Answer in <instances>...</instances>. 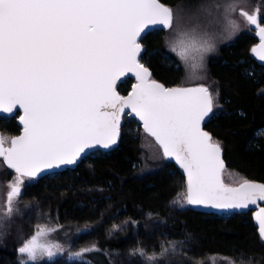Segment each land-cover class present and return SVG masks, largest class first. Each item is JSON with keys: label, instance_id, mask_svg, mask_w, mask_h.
<instances>
[{"label": "snow or ice", "instance_id": "snow-or-ice-1", "mask_svg": "<svg viewBox=\"0 0 264 264\" xmlns=\"http://www.w3.org/2000/svg\"><path fill=\"white\" fill-rule=\"evenodd\" d=\"M243 2L230 0L224 7L229 39L244 30L232 15ZM218 8L204 0L176 5L161 0H0V115H11L17 108L23 113L18 117L23 126L19 136L9 139L0 133V159L15 173L0 198V241L19 211L26 180L76 164L87 149L116 145L123 115L142 122L163 157L173 158L183 170L186 193L180 196L187 204L245 209L264 201V183L239 174H233L238 186L222 180L226 171L222 147L202 128L218 106L219 93L206 86L165 87L141 62L147 53L143 35L150 26H162L175 33L168 41L170 50L185 63L198 54L200 63H192V68H202L204 54L215 45L201 19L211 22ZM239 15L249 30L255 26L260 42L251 52L264 62L260 8L253 12L240 8ZM127 73L134 74L137 83L121 96L117 81ZM254 219L264 243V208ZM60 227L37 223L17 249L26 257L19 264L63 252L61 245L44 239ZM92 251L100 249L93 244L69 255L81 258ZM168 251L162 246L160 255ZM135 253L145 255L142 248ZM146 259L154 261L157 256ZM209 259L215 264V257ZM229 264L235 262L229 259Z\"/></svg>", "mask_w": 264, "mask_h": 264}, {"label": "trees", "instance_id": "trees-1", "mask_svg": "<svg viewBox=\"0 0 264 264\" xmlns=\"http://www.w3.org/2000/svg\"><path fill=\"white\" fill-rule=\"evenodd\" d=\"M161 1L176 5L187 0ZM166 31L143 35L147 53L141 59L154 78L179 84L182 69L166 64L163 57ZM256 40L254 32H242L209 59L208 75L219 90L221 107L204 127L222 146L226 168L264 181V137L255 136L264 127V66L250 53ZM131 83L130 77L120 81L118 90L125 93ZM134 125L140 126L124 115L117 147L85 156L75 167L26 186L22 200L28 208L6 227L0 264H19L18 246L37 223L87 225L71 248L93 243L100 249L88 252L87 259L58 256L43 264H199L210 254L229 256L238 264H264V243L251 211L221 215L178 207L174 198L185 189L183 174L165 158L155 170L143 172L136 165L144 149ZM0 131L6 136L18 133L15 115L0 118ZM162 246L169 251L161 256ZM138 248L145 255L134 254ZM154 253L157 259L148 261L146 256Z\"/></svg>", "mask_w": 264, "mask_h": 264}, {"label": "rangeland", "instance_id": "rangeland-1", "mask_svg": "<svg viewBox=\"0 0 264 264\" xmlns=\"http://www.w3.org/2000/svg\"><path fill=\"white\" fill-rule=\"evenodd\" d=\"M189 2H190V0H187L185 3L187 4ZM204 2L212 3L214 5H219V8L213 10L211 22H209V20L206 18L201 19V24L206 25L205 30L212 37V41L215 45V48L213 51L204 54L203 67L202 68L197 67L195 69L192 68V63H196L197 65L200 63L198 54H195V60L190 59L187 63H185L184 61L181 60V58L175 52L170 50V46H169L168 41L171 39H174V37H175V33L172 30H167L165 35H164V39H165L164 44L166 47V53L164 54L163 57H164V61L166 64L172 65L175 68H181L182 69L183 77L181 78V80L179 82L180 85H188V84H194V83L201 82V83H204L205 85H207L208 88L210 89V91L213 94H215L217 92L219 93V90L217 89L213 80L210 79V77L208 75V66H207L208 61L211 57H213L216 53L219 52V49L223 44L230 42L235 37L232 39L228 38V33L225 31V25H224V21H223L224 7L228 3H230V0H204ZM257 7L260 8L261 15L264 16V2H263V0H244V2L240 5V7L237 8V11L232 14L233 18L236 19L237 21H239L241 28L244 29L239 34H241L242 32H245V31H248V32H254L255 31L254 26L251 27V30H249V28H247L245 26L244 18L239 15L240 8H243L244 10L249 11V12H253V11H255V9ZM141 61L146 63L142 59H141ZM216 102H217L218 106L214 109V113L217 112L218 109H220V107H221V105L219 103V95L216 97ZM125 116L129 117L128 115H125ZM139 127H141V126H139ZM139 127H138V125H134L133 128L141 137L144 153H143L142 161L140 163H136V165H140L143 172L155 170L156 168H158L160 166L161 162H163V159H164L163 154H162L161 150L159 149V146L155 144L154 139L152 137L148 136L142 129L139 130ZM9 136L10 135H8L7 137H9ZM255 136L256 137H264V127L258 129L256 131ZM93 153H99V152L95 151ZM233 174H238V173L226 168V171L222 174L224 182L232 183V184L237 183V177ZM14 175H15L14 171L7 168V166L5 167V165L2 163V160H0V198H3L6 195V193L8 191L6 184L8 181H11L13 179ZM239 176L243 177L240 174H239ZM243 178H245V177H243ZM32 182H34V180H30V181L26 180V185L28 186ZM24 191H25V189L23 190L22 196L24 195ZM181 193H185V189L181 190L176 195V197L174 198V201H177V199L181 200V203H175L178 207H184L186 205V203L183 201L182 197L180 196ZM22 196L19 199V202L17 204L19 211L14 216H16L18 214L22 215L26 211V209L28 208V204L22 200ZM43 224H50V223H43ZM51 225L55 226L57 224L53 223ZM58 225H60L62 227H60V229L58 231H56V232L50 234L48 237L44 238L45 242L59 244L64 249L63 252H59L53 257L64 256L66 259H70V258H73V256H70L69 253H75L82 248L90 247L91 245H93V243H88L79 249H72L71 248V242H72L73 238L75 236H77L78 234H80L81 232H84L85 230H87L89 228V226L78 225V224H73V223H63V224H58ZM32 234H33V230L31 233H29L23 239L29 238ZM23 239H22V242H23ZM21 244L18 247H20ZM87 254H88V252L84 253L83 256L79 259H84V258L87 259V256H88ZM210 257H215V264H229V259L231 261L235 262V264H238L233 258H231L229 256L221 255V254H210L204 260L200 261L199 264H213V261L209 259ZM21 258L26 260V257H21L20 254L17 252L15 259L19 262V260ZM74 258H76V257H74ZM225 258H227V259H225ZM47 260H50V259L45 257L43 259H40V260L34 262V264H43ZM27 264H33V262H27Z\"/></svg>", "mask_w": 264, "mask_h": 264}, {"label": "water", "instance_id": "water-1", "mask_svg": "<svg viewBox=\"0 0 264 264\" xmlns=\"http://www.w3.org/2000/svg\"><path fill=\"white\" fill-rule=\"evenodd\" d=\"M161 2H162V1H161ZM162 3H164V2H162ZM165 4H166V3H165ZM261 24H262V26H264L263 23H261ZM254 27H255V26H254ZM157 29H159V30H165L162 26H150V27L146 30V32H148V31H152V30H157ZM254 35L256 36L257 40H256V42H255L254 44L251 45V47H250V53H251V55L254 57V59L256 60V62H257L258 64L264 66V62H261L259 59H257L256 56H254V55L252 54V52H251V49H252L254 46L258 45L259 42H260V41H259V37L256 35V29H255V31H254ZM141 43H142V42H141ZM142 44H143V43H142ZM141 62H142V61H141ZM142 63H143L146 67H148L144 62H142ZM148 68H149V67H148ZM149 69H150V68H149ZM150 71H151V70H150ZM151 73H152V72H151ZM128 77H131V78H132V83H131V85H130V88H129L125 93H121V92L118 90L119 82L122 81V80L125 79V78H128ZM152 78L155 79L156 81H158V82L164 84L163 82H161V81L158 80L157 78H154L153 76H152ZM136 83H137V81H136V78H135L134 74H132V73H127L125 76L121 77L120 80L117 81L116 90H117V92H118L119 95H121V96H127L128 93L132 91V87H133V85L136 84ZM164 85H165V84H164ZM178 86H183V87H198V86H206V87H208L207 85H205L204 83H201V82H199V83H194V84H188V85H180V84L165 85V87H178ZM16 114H17V115H16ZM22 114H23V113H22V110H20V109L17 108V109H14V112H13V114H11V115H9V114H2V115H0V116H5V117H12V116L16 115L15 118H16V123L19 125V131H18V133L12 135L11 137H13V136H19V135L22 133V127H23V126L20 124L19 119H18L19 115H22ZM128 116H129L130 118H134V119L140 124V126H141L142 129H143L142 122H140V121H139L137 118H135L134 116H130V115H128ZM211 116H212V115H211ZM211 116H210V117H211ZM208 119H209V118H207L204 122H202V128H203L204 131H206V132H208V133L210 134V132L204 127V124H205V122H206ZM122 123H123V116H122ZM0 133H1V131H0ZM120 134H121V130H120ZM210 135H211V134H210ZM211 136H212V135H211ZM11 137H10V138H11ZM10 138H9V139H10ZM119 138H120V137H119ZM153 139H154V138H153ZM213 140H214V139H213ZM215 141H216V140H215ZM118 143H119V139H118V142H117L116 145H113V146H111V147L108 148V149L102 148V147H100V146H96V147H93V148H91V149H87L86 152L83 154L82 158L85 157V156H88V155L92 154V153L95 152V151H97V152H108L109 150H111V149L117 147ZM221 147H222V146H221ZM161 152H162V150H161ZM162 154H163V153H162ZM164 158H165V157H164ZM222 158H223V160H224V162H225V165H226V161H225V159H224V150H223V148H222ZM165 159H166L167 161H170V162L174 163V165L177 166V167L180 169V171H181V173L183 174L184 179H185V193H186V175L184 174L183 170L179 167V165L175 162V160H174L173 158H165ZM79 161H80V159L77 161V163H78ZM77 163H76V164H77ZM76 164H74V165L61 166L60 168H56V169H53V170L47 171V172L41 174L39 177H41V176H43V175H52V174H54V173H58V172L62 171L63 169L73 168V167H75ZM226 166H227V165H226ZM10 170H12V169H10ZM12 171H14V170H12ZM39 177H37L36 179H38ZM246 179L251 180V181H254V182H257V183H264V181H261V180L249 179V178H246ZM222 180H223V176H222ZM223 181H224V180H223ZM224 183H226V182H224ZM226 184H229V185H231V186H238L237 183H235V184H232V183H226ZM185 203H186V202H185ZM186 205L189 206V207H191V208H193V209H195V210H198V211H202V212H206V213L221 214V215H227V214H230V213H233V212H242V211H248V210H250V211H251V214H252L253 222H254L255 226L257 227V231H258V224H257L256 220L254 219V216H255V214L259 211V208H264V201H259V202H258V206H257V205H251V206H249V208H245V209H216V208H211V207H205V206H203V205H189V204H187V203H186Z\"/></svg>", "mask_w": 264, "mask_h": 264}, {"label": "flooded vegetation", "instance_id": "flooded-vegetation-1", "mask_svg": "<svg viewBox=\"0 0 264 264\" xmlns=\"http://www.w3.org/2000/svg\"><path fill=\"white\" fill-rule=\"evenodd\" d=\"M0 118H5L4 116H0Z\"/></svg>", "mask_w": 264, "mask_h": 264}]
</instances>
